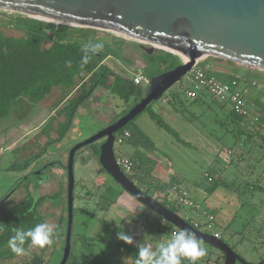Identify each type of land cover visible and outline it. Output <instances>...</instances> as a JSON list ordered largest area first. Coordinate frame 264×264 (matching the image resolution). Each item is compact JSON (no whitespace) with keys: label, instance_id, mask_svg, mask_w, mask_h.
Listing matches in <instances>:
<instances>
[{"label":"trees","instance_id":"16d2710c","mask_svg":"<svg viewBox=\"0 0 264 264\" xmlns=\"http://www.w3.org/2000/svg\"><path fill=\"white\" fill-rule=\"evenodd\" d=\"M6 29L19 31L22 35H10L5 31ZM97 31L98 29L95 28L55 23L22 13L15 12L8 14L0 10V119L7 117L10 113L11 107L22 99H28L31 103H39L44 100L54 88L67 89L69 92L76 90L75 93L66 98L64 104L54 117L57 119L60 116H64V120L58 121L56 126L50 124L51 126L47 128V130L56 132V136L50 137L48 135V142L45 144L43 150L22 162L12 164L9 169L16 171L26 170L29 168L33 160L41 157L48 150L51 144L60 143L64 140L70 130L74 127V122L78 117L80 110L92 98L94 92L99 87H104L109 90L112 95L120 98L122 103L116 105L117 108L114 109V116L108 121L107 125L112 124L126 115L130 109L146 95L145 83L137 84L133 79L138 70L133 77H130L116 72L106 63V60L109 57L115 58L119 61L129 60L126 56L127 41L124 38L116 36H113L111 39L96 36L95 34ZM88 40L103 42L104 47L100 52L92 56L88 64L81 67V47L82 44L86 43ZM47 42L49 45L45 46ZM132 44L134 50H138L142 53V60L146 64L142 73L148 79H151L154 75L173 69L182 62L181 57L169 50L157 48L150 54L143 51L138 43ZM68 61H71V67L67 66L66 62ZM129 61L132 60L130 59ZM198 65L206 68V72L213 74L224 81L232 82L236 79L239 82H245L250 85L253 82L256 83L258 92L249 100L258 110L259 121L257 122H251L246 116L234 111L229 106V102L218 99L211 94L209 95L213 101L219 100L221 102L220 109L224 112V116H222L224 118L216 120V122L224 128L226 135L228 134L232 138L234 137V144L240 143L245 149V152H243V155L241 154V157L236 161L230 160L227 166L231 167L233 165L235 169H237L244 160H248L244 170L247 171V169H251L250 173H252V169L259 167V176L262 177L264 175V134L262 133V123L264 118V74L262 73H264V71L262 72V70L251 67L242 69L241 64L215 57H207L199 62ZM181 81L182 79L178 83H181ZM188 87L189 86L183 83L174 85L164 99L172 104L174 109L179 110V106L183 103V95ZM205 95H207V93L203 92L200 96L191 101L203 102ZM154 102L155 101H152L142 112L146 111L150 118L160 128L173 133L180 141L189 145V142L183 140L179 136L177 130H175L152 106V103ZM122 105L123 109L120 112L115 113V111ZM208 107H210V105H208ZM140 114L118 130L115 135L116 137L124 136L125 131H128L130 136L125 137V141L132 143L136 148L139 146H145L150 150L154 149V142L135 122ZM217 115L220 114L216 111V116ZM227 124L232 125L233 128H230ZM248 125H251L255 129L254 133ZM103 141L104 139L88 145L92 149L90 150L91 155L94 156L95 159L97 157L96 160L100 165L99 174L102 171L108 173L99 160L100 145ZM83 149L85 148L83 147L77 151L75 161L77 160L76 157L78 153ZM256 149L259 150V157L252 156ZM130 158L134 162V171L132 174H126L133 182H135V184L137 183L136 185L139 187L138 182H146V178L142 177L139 172L135 171V167L143 168L144 154L137 149L135 155ZM210 171L211 175L218 173V176L214 177L212 175L213 178L207 188L209 193L215 192L220 187L235 190L240 196H244L248 191H251L250 193L254 194L256 190L259 192L264 190V185L261 184L260 177H258L257 181L254 183L246 181L244 184H240L239 181H237L238 177H235L230 182L224 181V179H222V170L219 171L218 169L211 168ZM146 172L147 175H149L151 169L146 170ZM103 181L107 184V188L119 191V189L115 187L113 181H108L106 178L105 180L103 179ZM21 182H24V179ZM174 184H178L187 189L180 184L178 179L172 178L169 182L158 180L155 184L147 183V187L143 190L161 202L164 206L179 214L178 211L185 208L179 203L172 201L168 193V189ZM157 190L163 192L162 196L155 194ZM63 193H65L67 197V190H65V192L58 191L52 194H40L38 197L28 193L19 202L9 208L2 217V222L0 224V260H9L18 256L7 245L10 236L14 235V230H27L34 227L37 223L47 222L48 217L42 210L43 204L47 200H54L62 197ZM93 196V191L88 188L84 197L86 199H91ZM77 197L78 194H75V199ZM97 197V206L101 211L107 213L117 201L118 196L112 198L101 192ZM203 207L207 208L205 206ZM150 210L153 211L152 209ZM211 211L216 214L214 210ZM65 213L66 215L61 218L59 224L54 229V235L52 237V241L54 240L55 245L59 244L58 248L60 247L61 240H64L63 253L60 256L58 263L61 262L65 250L67 210ZM157 216V219L160 222L169 225L171 237L173 236V230L177 229L181 231L178 227H175L172 223L165 220L163 216L159 214H157ZM253 218H255V215H253ZM186 220L190 222L189 219ZM252 221L253 220L249 219L243 224L242 230L238 232L241 235L238 240H233L232 237L225 238V236L221 235V239L244 260H246V258L238 251V246L241 244L244 245L245 241H253L248 240L245 235V230L248 229V226ZM231 226L232 223L228 224L226 230H229ZM258 233L259 235H262V229H260ZM139 244H144L142 238L140 240L133 239V243L131 244L126 243L123 240H110L108 245L110 252L108 255L103 256L92 252L90 260L84 264H136V256L138 252L137 245ZM208 246L211 249L213 248L211 245ZM254 247L257 249L255 245ZM25 248L28 249V244L25 245ZM58 248L55 247L51 255L55 253ZM157 249L158 245L154 247V251ZM218 253L214 252L213 249L205 250L204 255L196 261V264H210V261H213L212 264H224V252L220 250ZM27 255L30 256L23 264H49L51 260V257L50 259L45 258L44 251L41 253H30V249H28ZM68 261L69 258L66 264H68ZM237 263L243 264L239 260H237L235 264ZM251 263L264 264V256L260 257V261ZM182 264H190V261L186 258L182 259Z\"/></svg>","mask_w":264,"mask_h":264},{"label":"rangeland","instance_id":"374dc122","mask_svg":"<svg viewBox=\"0 0 264 264\" xmlns=\"http://www.w3.org/2000/svg\"><path fill=\"white\" fill-rule=\"evenodd\" d=\"M5 31L10 35L18 36L20 34L13 29H6ZM95 35L107 39L116 36L124 38L127 41L126 56L132 61H119L111 57L106 60V63L116 72L133 77L137 69L142 71L146 66L142 60V53L133 48L132 43L141 44L139 41L103 29H98ZM48 45L49 43L47 42L45 46ZM241 68L246 69L248 66L242 65ZM181 83L190 86V75L187 74L184 76ZM181 83H177L176 85ZM59 90L66 94L69 92L67 89L59 88L56 89V93H58ZM75 91L76 90H74L73 93H75ZM168 94L169 91L165 93L163 98L152 103V106L175 130H177L179 136L183 140L189 142V145L180 141L173 133L160 128L150 118L148 113L144 111L136 118L135 122L154 142L155 148L151 150L145 146L136 148L128 141H124L122 144L116 142L114 144L116 155L125 154L131 157L135 155L137 149L142 151L144 154L143 168H138L136 166L135 171L139 172L142 177H145L147 183L155 184L158 180L169 182L172 178L178 179L180 184L185 186L198 202L216 212V230L219 231L221 235L225 236V238L232 237L233 240L240 239L241 235L238 232L242 230L243 224L249 219L253 220L248 226V229L245 230V235L248 240L255 241H245L244 245L241 244L238 246V251L241 252L250 263L260 261V257L264 256V190L260 192L256 190L254 194L248 191L244 196H240L235 190L220 187L215 192L209 193L207 188L211 180L205 176L209 175L211 179L213 176H218V173L212 174L213 176L211 175L210 169L215 168L219 171H223L222 179L226 182H230L235 177H238L237 181H239L240 184H244L246 181L254 183L257 181V178L260 177L261 184L264 185V175L262 177L259 176V167L252 169V173H250L251 169L245 171L244 168L248 160H244L237 169H235L233 165L231 167L227 166L230 160L236 161L241 157L245 149L240 143L234 144V137L232 138L230 135H226L224 128L216 122V120L224 118L222 117L224 116V112L220 109L221 102L219 100L213 101L211 96L207 93L203 98V102H192L191 99L187 98L184 94L182 98L183 103L179 106V110H176L167 100L164 101V98L167 97ZM18 103L19 102L11 107L7 117L0 119V131L2 129V142L0 140V145L2 146H8L18 135L26 132V129H31V125L35 127L36 124H38L40 115L43 113L36 111L34 107L37 106L36 103L28 101L27 105L23 108L19 107ZM117 104H122L120 98L112 95L109 90L104 87L96 89L92 98L86 103V106L84 105L82 107L77 117L76 125L70 130L67 137L60 143L51 144L49 146V158L59 161L61 159L60 148L67 147L69 153L74 144L91 137L108 126V121L114 116L113 111L117 108ZM208 105H210V107H208ZM121 107H123V105ZM103 109L105 112H103ZM216 111L219 112L220 115L216 116ZM116 112L118 113L120 110H116L115 113ZM93 113L96 115L105 113L109 117L108 119L106 117L100 118L96 117ZM262 124V133L264 134V118ZM227 125L233 128L232 125ZM248 127L252 129L253 133L255 132V129L251 125H248ZM87 146L84 147V151L81 150L76 157L78 161L79 157L83 154V162L80 168L75 169V194H78V197L75 199L74 203L73 242L68 264H84L90 260L92 252L103 256L108 255L110 252L108 246L109 241L120 240L117 237V233L121 230L131 237L132 235L130 232H134L135 237H132V239L140 240L141 237L148 239L153 243L154 247L169 241L171 239L169 225L160 222L155 212L151 211L148 207L136 200L130 193L125 191L108 173L102 171L99 174L100 165L96 160L97 157L95 159V157L91 155L90 150L92 149ZM7 152H9V150H6L5 154L2 155V163L0 162V166H3V162H5L7 166L17 162L18 155H14L13 152L6 154ZM258 152L259 150L256 149L252 156L259 157L260 155ZM29 169L34 171L33 174H30L32 183L40 182L43 184L46 181H50L49 171L45 170L42 175L36 173L40 170L38 164L33 165V167L31 166ZM148 169H151L149 175H147L146 172ZM7 174L3 172L1 174V196H6L13 188H16L18 183L15 177L16 175L17 177H21L23 173H12L11 176L14 180L11 182H9L10 179H8ZM105 178L108 179V181H113L115 187L118 188L119 191L107 188V184L103 181ZM56 182L57 181L54 180V183ZM146 182H138L139 187L142 189L146 188ZM51 186L54 187L56 185L54 184ZM88 188L93 191L94 196L91 199H86L84 197ZM47 189L49 188H43L42 185L40 191H49L50 193L56 192V190ZM25 191L26 193L30 192L35 197L41 194L40 191V194H38L37 191L35 193L31 192V189L29 191L25 189ZM21 192L22 191H20L18 195H20ZM101 192L112 198L118 196L117 201L107 213L101 211L97 206V196ZM162 193L163 192L157 190L155 194L162 196ZM60 203H64L63 208L66 212V194L65 198L62 196L54 200H47V202L43 204V206H47L43 209V212L48 217L47 222L52 224L54 229L57 217L52 218V216L57 213L56 207L60 205ZM11 204L10 202L8 203V205ZM178 212L183 218L189 219L188 210L182 208ZM65 215L64 213V216ZM253 215H255L256 219L253 218ZM1 222L2 218H0V224ZM230 223H232V226L229 230H226ZM260 229H262V235L258 233ZM200 244L204 251L212 249L217 253L220 251L214 247L211 249L205 243L200 242ZM56 245L53 240L50 245H46L43 248H31L30 253H41L44 251L46 259H50L51 257L49 264H59L58 260L64 249V240H61L59 248V244ZM254 245L257 249H255ZM55 247L58 249L51 255ZM29 256L30 255L27 254L18 255L13 259L0 260V264H23ZM212 262L213 261H210V264H212Z\"/></svg>","mask_w":264,"mask_h":264},{"label":"water","instance_id":"95a60500","mask_svg":"<svg viewBox=\"0 0 264 264\" xmlns=\"http://www.w3.org/2000/svg\"><path fill=\"white\" fill-rule=\"evenodd\" d=\"M0 10L80 27L103 29L139 41L148 53L157 48L181 57L173 69L154 75L146 95L130 111L91 137L76 143L68 155L67 229L63 258L70 256L75 203V156L78 150L104 139L99 160L109 175L143 205L180 230L224 252V264H252L224 240L195 228L133 182L117 163L116 132L152 101L165 95L207 57L221 58L264 71V0H0Z\"/></svg>","mask_w":264,"mask_h":264},{"label":"crops","instance_id":"0c3cea01","mask_svg":"<svg viewBox=\"0 0 264 264\" xmlns=\"http://www.w3.org/2000/svg\"><path fill=\"white\" fill-rule=\"evenodd\" d=\"M17 32H19V31H17ZM19 33L20 34L18 36L22 35L21 32H19ZM15 36H17V35H15ZM137 70H139V69H137ZM56 89H59V88H54L53 91L49 94V96H47L41 102L36 103L37 106H34L37 112H43L42 115H40V117L38 119V124H36L35 127H34V125H31L30 126L31 129H29V130L26 129V132L22 133L21 135H18V137L13 142H11L8 146L0 145V162L2 161L1 160L2 155L5 154L6 150L7 151L9 150V152H7L6 154H8V153L10 154L11 152H13L14 155H16V156L18 155L17 162H15V163L22 162V161L26 160L27 158H30L31 156L36 155L37 153H39L41 150L44 149L45 144L48 142V135L50 137L56 136L55 135L56 132L47 130V128L50 127L51 125L56 126L58 121L64 120V116H60L57 119H55L54 117L56 116L57 111L64 104L66 98L70 97L71 94H73V91H70L66 94L65 92H62L60 90L58 93H56ZM164 101H166V99H164ZM27 102H28V99H22L19 101L18 106L23 108L24 106L27 105ZM85 106H86V104H85ZM34 107H33V109H34ZM122 109H123V107H119L117 110L121 111ZM103 112H105L104 109H103ZM93 114H95V113H93ZM96 117H100V118L106 117L108 119L109 116L105 113H100V115H96ZM77 119L78 118H76V120L74 122V126L76 125ZM48 123H49V125H48ZM0 140L2 142V129L0 131ZM49 151L50 150L48 148V150L41 157L33 160L31 165L29 166V168L31 166L33 167V165H35V164H38L40 170L36 173L39 175H42L45 172V170L49 171V177H50L49 180L51 182L46 181L43 184L40 182L32 183L31 179H30V174H33L34 171L32 169H29V168H27L26 170H23V171H16V170L9 169V167L12 164L7 166V165H5V162H3V166L2 165L0 166V179H1L2 172L4 174L8 173L7 177H8V179H10L9 182L14 180V179H12V176H11L12 173H16V172H22L23 173L21 177H17V175L15 177V179L17 180V183H18L16 188H13L10 191V193L7 194L6 196L0 195V218H2L4 216V214L9 210V208H11L13 205H15L17 202H19L26 194H28V193H26L25 189L28 191L31 189V192H34V193L37 191L38 194H40L39 191L42 189V185H43V188H49L47 190H56V192H58V191L59 192H61V191L65 192V190H67V187H68L67 163H68V155H69V153L67 151V147L66 148H60L61 159L59 161L50 159L49 155H48ZM82 157H83V154L81 155V157H79L78 161L77 160L75 161V169L80 168L81 163L83 162ZM15 163H13V164H15ZM23 179H24V182H21ZM54 180H56L57 182L54 183ZM19 184H21V185L23 184V185L21 186ZM54 184L56 186L52 187L51 185H54ZM54 188H57V189H54ZM20 191H22V192L20 195H18V193ZM40 192H41V195L52 194L49 191H44V192L40 191ZM62 196H63V198H65V193H63ZM9 202L12 204L8 205ZM63 206H64V203H60V205H58L56 207L57 213L52 216V218L57 217L55 228L59 224L61 218L64 216L65 211H64ZM42 207H43L42 208V210H43L47 206H42ZM47 220H48V218H47ZM130 234L132 235V237H135L134 232H130ZM141 238H142V241L144 242V244H151L153 246V243H151L148 239L143 238V237H141ZM153 249H154V246H153Z\"/></svg>","mask_w":264,"mask_h":264},{"label":"built area","instance_id":"2783aa9c","mask_svg":"<svg viewBox=\"0 0 264 264\" xmlns=\"http://www.w3.org/2000/svg\"><path fill=\"white\" fill-rule=\"evenodd\" d=\"M8 14L15 13L13 11L1 10ZM191 85L186 89L185 95L187 98L193 100L205 92L213 95L214 97L229 102V106L237 113L246 116L251 122L259 121L258 110L250 103V98L255 96L258 92V88L255 82L251 85L245 82H239L238 80L224 81L213 74L206 72V68L199 65L195 66L189 73ZM135 83H147L148 78L140 71V69L134 75ZM128 131H125L124 136L116 137L115 143L122 144L125 141V137H129ZM117 163L125 171V173L132 174L134 171L133 160L125 155H116ZM207 175V174H206ZM211 180L209 175L205 176ZM169 197L172 201L179 203L189 212V220L193 226L203 232L212 234L216 238H221V233L216 230V214H214L208 208H204L200 202H198L194 196L179 185H171L168 189ZM179 230H173L172 234Z\"/></svg>","mask_w":264,"mask_h":264},{"label":"clouds","instance_id":"9594fccd","mask_svg":"<svg viewBox=\"0 0 264 264\" xmlns=\"http://www.w3.org/2000/svg\"><path fill=\"white\" fill-rule=\"evenodd\" d=\"M103 47V42L88 40L83 43L81 67L88 64L92 56L100 52ZM66 64L71 67V61ZM53 235L54 226L48 222H41L27 230H14V235L10 236L7 245L15 254L25 255L28 249L50 245ZM117 237L126 243H133L132 237L123 230L117 233ZM26 244L28 249L25 248ZM137 248L136 264H182V259L185 258L190 261V264H196V261L204 255L200 241L188 229L174 233L171 239L161 243L156 251L151 244H139Z\"/></svg>","mask_w":264,"mask_h":264},{"label":"flooded vegetation","instance_id":"af4514ba","mask_svg":"<svg viewBox=\"0 0 264 264\" xmlns=\"http://www.w3.org/2000/svg\"><path fill=\"white\" fill-rule=\"evenodd\" d=\"M141 48V47H140ZM143 51H145L143 48H141Z\"/></svg>","mask_w":264,"mask_h":264}]
</instances>
